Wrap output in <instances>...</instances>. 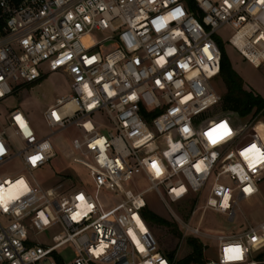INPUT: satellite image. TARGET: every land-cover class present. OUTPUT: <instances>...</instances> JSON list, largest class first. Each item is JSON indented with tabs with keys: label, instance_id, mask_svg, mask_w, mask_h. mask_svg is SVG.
<instances>
[{
	"label": "built area",
	"instance_id": "1",
	"mask_svg": "<svg viewBox=\"0 0 264 264\" xmlns=\"http://www.w3.org/2000/svg\"><path fill=\"white\" fill-rule=\"evenodd\" d=\"M225 27L227 44L264 66V0H0V103L52 73L70 86L44 112L45 137L20 109L0 117V169L23 165L0 177V264H175L143 216L149 193L167 209L200 199L235 221L239 204L261 193L264 137L210 113L223 101L212 81ZM93 31L105 37L85 47ZM107 43L111 51L93 52ZM71 128L79 134L65 144ZM59 156L90 183L45 189L30 179ZM138 175L149 187L135 194L124 183ZM55 228L50 242L40 239ZM203 236L218 243L207 264H262L250 257L264 249V221ZM68 244L70 262L60 253Z\"/></svg>",
	"mask_w": 264,
	"mask_h": 264
},
{
	"label": "rangeland",
	"instance_id": "2",
	"mask_svg": "<svg viewBox=\"0 0 264 264\" xmlns=\"http://www.w3.org/2000/svg\"><path fill=\"white\" fill-rule=\"evenodd\" d=\"M233 30L231 27H225L219 31L218 38L225 42V49L235 70L244 80L246 89L264 98V66L255 68L228 43ZM105 37L104 33L93 31L82 39L85 47H90L101 41ZM112 50V45L107 43L97 47L93 52H107ZM46 72V71H45ZM219 94H226V86L221 79L217 77L212 81ZM70 93V86L67 78L62 73H52L41 79L35 84L22 88L18 93L7 97L0 103V117L5 118L12 111L20 109L29 119L33 130L39 137H45L51 130L44 120V112L54 105L59 98H63ZM220 107L213 109L212 116L224 115L230 118L236 127L248 124L249 127L245 134L253 133L259 122H264L261 118H241L233 114H222ZM99 124L103 127L109 126L106 117L98 118ZM76 128H71L64 132L60 138L65 144L78 135ZM255 135L264 134V125H258ZM23 172V165L19 160H14L0 169V177L14 178ZM30 179L38 182L43 188H52L59 183L65 184V189L80 190L90 183L89 172L81 165L74 164L66 158L59 156L52 160L47 166L33 173ZM126 190H131L137 194L149 187V182L144 175H138L133 180L124 183ZM146 209L152 211L159 217L168 221V226H150L152 233L158 241L161 252L173 258L174 263L178 264L181 260L191 255L193 248L191 241H196L203 248L204 258L207 263L216 261L218 258V243L215 240L205 238L203 235H232L245 231L250 225L258 224L264 221V183L261 185V193L252 201L242 202L237 207V217L234 222L227 219L225 215L219 214L213 210H204L200 199L190 200L171 205L167 209L155 194L146 195ZM196 212L194 215L193 213ZM184 225H189L199 229L203 235H195L190 230H186ZM58 229H50L40 239L50 242L52 237L57 235ZM67 262L74 258V248L72 244L65 245L60 249ZM264 253V249L254 253L250 261L258 262L257 257ZM206 263V264H207Z\"/></svg>",
	"mask_w": 264,
	"mask_h": 264
},
{
	"label": "trees",
	"instance_id": "3",
	"mask_svg": "<svg viewBox=\"0 0 264 264\" xmlns=\"http://www.w3.org/2000/svg\"><path fill=\"white\" fill-rule=\"evenodd\" d=\"M217 41L222 51L220 77L226 86V94L223 96L221 110L225 113L237 114L241 118H261L264 120V98L246 89L244 80L233 67L225 49V43L219 38ZM143 216L150 226H168L165 219L159 217L152 211L144 209ZM193 251L187 258L178 264H206L203 248L196 241H191ZM264 264V253L257 257Z\"/></svg>",
	"mask_w": 264,
	"mask_h": 264
},
{
	"label": "crops",
	"instance_id": "4",
	"mask_svg": "<svg viewBox=\"0 0 264 264\" xmlns=\"http://www.w3.org/2000/svg\"><path fill=\"white\" fill-rule=\"evenodd\" d=\"M260 124H263V122H259V123H258V125H260ZM258 125H257V127H258ZM263 125H264V124H263ZM256 129H257V128H256ZM256 129H255V131H256ZM255 131H253V133H251V135H252L253 137H256V136H257V137H260L261 135L258 136V135H255V134H254Z\"/></svg>",
	"mask_w": 264,
	"mask_h": 264
},
{
	"label": "bare ground",
	"instance_id": "5",
	"mask_svg": "<svg viewBox=\"0 0 264 264\" xmlns=\"http://www.w3.org/2000/svg\"><path fill=\"white\" fill-rule=\"evenodd\" d=\"M261 137H264V134H262V135L260 136V138H261Z\"/></svg>",
	"mask_w": 264,
	"mask_h": 264
}]
</instances>
